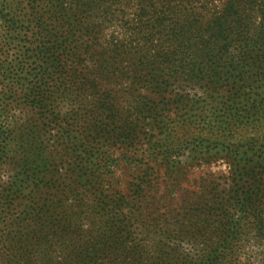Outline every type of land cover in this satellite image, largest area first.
I'll use <instances>...</instances> for the list:
<instances>
[{"label": "trees", "instance_id": "1", "mask_svg": "<svg viewBox=\"0 0 264 264\" xmlns=\"http://www.w3.org/2000/svg\"><path fill=\"white\" fill-rule=\"evenodd\" d=\"M38 2L29 0L32 26L8 19L6 5L0 18L32 34L24 58L41 66L21 79L23 100L40 118L49 111L66 139L68 129L88 131L91 119L96 139L131 149L141 122L158 120L188 90L238 89L208 126H253L264 116L255 76L264 74V0H49L48 17L36 13ZM3 86L0 78V160L1 101L16 102L13 91L2 96ZM155 104L161 109L143 112ZM150 144L151 160L138 163L126 192L103 194L92 211L59 217L46 199L27 198L10 229L0 222V264H264L252 254L264 246V143L224 147L231 174L204 172L202 158L177 162L182 150L172 142ZM103 164L111 170L110 158ZM78 168H61L60 185L51 184L61 198L86 193L90 177Z\"/></svg>", "mask_w": 264, "mask_h": 264}, {"label": "rangeland", "instance_id": "2", "mask_svg": "<svg viewBox=\"0 0 264 264\" xmlns=\"http://www.w3.org/2000/svg\"><path fill=\"white\" fill-rule=\"evenodd\" d=\"M38 1L36 13L48 17L46 9L50 8L47 4L49 0ZM0 5L8 7L6 12L9 14L8 19L17 21L20 27L33 25L31 22L36 14L35 10L32 12L29 0H0ZM30 35L32 36L24 28L13 29L8 22L0 18V78L4 85L1 91L4 98L13 91L16 98V102L1 101L4 156L0 160V213L6 218H0V222L9 229L12 219L24 213L28 204L27 198L31 196L38 200L46 199L45 203L62 217L64 211L70 214L76 211L83 212L85 209L92 211L103 194L110 195L114 191L126 192L125 188L130 180L141 170L138 163L151 160L148 157V147L152 146L150 142L156 146L172 142L182 150L177 162L190 161L188 157L191 156L196 158V161L202 158L208 163L202 168L203 171L215 174H231L228 163L231 160L228 158L232 154L228 150V157L224 147L239 148L242 152L243 146L252 138L258 140V143H264V116L253 126L235 125L230 128H223L217 124L213 127L208 126V116L216 110L219 102L222 104L238 94L236 91L238 89L230 87H223L217 91L188 90L183 100L171 102L166 106L158 120L153 116L152 120L141 122L139 128L142 131L141 141L131 149L118 146L115 138L96 139L95 132L90 130L93 128L91 119L86 123L88 131L68 129L69 138L66 139L67 134L62 131V126L51 121L49 111L40 118L23 100V87L27 82L24 83L21 79H29L26 73H32L41 66L40 64L34 66L32 61L24 58L26 47H31L24 40ZM255 76L260 79L257 85L261 98L264 95V74ZM15 81L24 84L16 85ZM241 93L240 99L245 101L248 92L242 89ZM52 101L54 106L58 102L60 106L62 105L57 94ZM49 109L52 110L53 106H49ZM159 109H161L159 105L155 104L146 107L143 112L152 110L157 112ZM194 140L197 141L193 144L198 147L191 150L192 146L189 148L187 146ZM107 158L112 160L111 170L106 169L103 164ZM75 165L82 167V170L81 168L76 170L79 174L87 173L90 177L87 179L91 183H83L82 188L88 195L85 193L80 198L73 195L61 198L57 194V186L52 188L51 184L56 182L60 185L64 176L61 174V168L72 169ZM108 171L111 173L109 176L111 184L105 175ZM92 173H97L101 178L96 180L91 176ZM14 185H17L15 186L17 188ZM18 186H21L22 190ZM59 200H63L62 204H59ZM90 222L91 220L86 218L85 223ZM29 224L32 223L28 222V226ZM257 249L259 250L252 251V254L255 258L258 257L259 263H264V246ZM246 255L243 256L245 259H241L242 263L243 261L248 263Z\"/></svg>", "mask_w": 264, "mask_h": 264}]
</instances>
